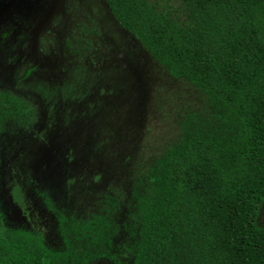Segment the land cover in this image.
Wrapping results in <instances>:
<instances>
[{
	"label": "rangeland",
	"instance_id": "374dc122",
	"mask_svg": "<svg viewBox=\"0 0 264 264\" xmlns=\"http://www.w3.org/2000/svg\"><path fill=\"white\" fill-rule=\"evenodd\" d=\"M153 2L180 9L179 0ZM0 90L36 108L33 125L12 123L0 136L1 202L16 220L8 222L63 250L47 193L71 220L100 215L119 225L112 256L132 264L137 195L184 117L205 108L204 95L172 78L105 0H0Z\"/></svg>",
	"mask_w": 264,
	"mask_h": 264
},
{
	"label": "trees",
	"instance_id": "16d2710c",
	"mask_svg": "<svg viewBox=\"0 0 264 264\" xmlns=\"http://www.w3.org/2000/svg\"><path fill=\"white\" fill-rule=\"evenodd\" d=\"M105 1L172 78L206 99L147 172L132 264H264V0H179L174 14L153 0ZM35 120L34 105L0 90V136ZM1 168L0 154V185ZM40 197L57 217L63 250L10 225L0 195V264L113 257L119 225L100 215L71 220L47 193Z\"/></svg>",
	"mask_w": 264,
	"mask_h": 264
},
{
	"label": "crops",
	"instance_id": "0c3cea01",
	"mask_svg": "<svg viewBox=\"0 0 264 264\" xmlns=\"http://www.w3.org/2000/svg\"><path fill=\"white\" fill-rule=\"evenodd\" d=\"M8 219H9V222H10V223H16V220H15L14 218H9V217H8Z\"/></svg>",
	"mask_w": 264,
	"mask_h": 264
},
{
	"label": "flooded vegetation",
	"instance_id": "af4514ba",
	"mask_svg": "<svg viewBox=\"0 0 264 264\" xmlns=\"http://www.w3.org/2000/svg\"><path fill=\"white\" fill-rule=\"evenodd\" d=\"M11 225V224H10ZM17 228V227H16ZM41 233V232H40Z\"/></svg>",
	"mask_w": 264,
	"mask_h": 264
}]
</instances>
